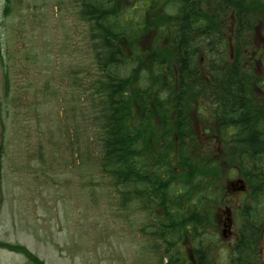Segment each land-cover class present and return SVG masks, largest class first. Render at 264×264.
Returning a JSON list of instances; mask_svg holds the SVG:
<instances>
[{"label":"rangeland","instance_id":"374dc122","mask_svg":"<svg viewBox=\"0 0 264 264\" xmlns=\"http://www.w3.org/2000/svg\"><path fill=\"white\" fill-rule=\"evenodd\" d=\"M51 1L13 0L6 12L0 0V242L12 246L0 248V264H190L191 250L200 249L210 264H226L233 252L211 231L165 241L136 198L140 185H115L100 167L97 143L78 136V115L90 100L84 68L92 25L73 0L60 14ZM137 2L127 10L135 22L122 23L128 35L147 23L148 5L144 16ZM132 68L112 73L131 80ZM101 101L97 95V113Z\"/></svg>","mask_w":264,"mask_h":264},{"label":"flooded vegetation","instance_id":"af4514ba","mask_svg":"<svg viewBox=\"0 0 264 264\" xmlns=\"http://www.w3.org/2000/svg\"><path fill=\"white\" fill-rule=\"evenodd\" d=\"M4 1L7 6L11 4L8 0ZM166 2L168 1L148 0L151 11L156 15L153 23L163 13ZM53 3L54 0L51 1V4ZM214 3L210 0L202 2L209 12L212 11L209 5ZM258 6L264 8V0L250 2L253 14ZM58 8L59 4L56 3L54 9L57 14ZM219 12L221 15L216 26H220L218 31L225 41L224 46L229 59L231 62L239 60L240 68L246 76V80L237 85H241L246 92L243 100L248 111L246 119L251 127L225 124V120L233 118L232 114H225L222 102H218V106L214 105L216 99L220 98L218 94L222 89L211 76L215 67L214 63H210L211 52L207 45L203 43L199 52L194 47L190 48V53L196 60H192L188 68L190 80L187 82H182L181 85V82L177 81L179 76L177 67L169 69L171 86L176 90L180 86L189 88L188 94L183 98H177L173 93L169 96H160L161 69L156 57V63L153 65L149 63L146 69L148 76H153V96L145 98L150 106L147 107L146 113L139 107L138 113L132 114L131 117L132 123L138 125V132L149 135L151 147L148 145V151L155 156L154 162L147 161L144 164L153 169V193L151 195L146 193L143 190L144 185L138 184L142 187L143 195L136 194V198L142 204L143 210L144 204H147L148 214L160 228L169 220L167 214L169 211L173 212L174 216L179 214L178 216L187 217L199 209L196 213L197 219L181 229L185 241L189 235H192L193 241L197 233L208 235L211 231L233 252L226 264H264V15L254 16L249 23L247 17H244L245 28L241 33L242 28L239 26L241 18L237 17L236 1L228 7H223ZM191 17L192 21H195L193 28L196 31L191 32L190 38L202 41L201 34L207 36L208 29L197 30V23L201 21L208 24V17L203 15L197 19L194 14ZM146 22H149L147 17ZM210 31L217 32V28ZM168 39V35L161 34L156 28L123 38L124 52L129 63L133 64L135 77H138L137 72L142 70L136 68L139 62L137 56L148 54L147 61L150 62L151 51L157 50L158 53L160 45L167 44ZM4 56L0 37V67ZM22 60H25V56ZM98 61L95 51H89L85 58L84 74L89 78L90 100L89 105L78 115L82 116L80 119L82 124H78V136H89L94 141L92 147H96L95 138L98 134L95 105L97 90L103 85L105 87L107 81L110 85L111 81L108 79L113 76L111 59L105 62L104 67ZM239 100L237 98L236 102ZM178 101L184 102V114L175 111L174 104ZM162 103L169 104L167 107L169 112H162L161 109H165ZM235 115L240 116L236 112ZM178 117L188 120L187 131L176 129ZM180 132L187 134L185 141L190 161L184 160L175 147L179 143ZM141 141L139 147L144 152L145 143ZM170 147H173V154H168V157H164L166 154H160L170 152ZM4 154L3 141H0V167ZM177 175L179 178L175 179L174 176ZM123 186L128 187V184ZM174 197L184 198L181 209H174L176 208ZM162 198L166 199L167 206L161 203ZM171 206L172 208H169ZM170 233L172 235L168 237H174L173 231L170 230ZM203 241L206 242L204 237ZM196 253L197 250H191L188 256L191 264L198 262Z\"/></svg>","mask_w":264,"mask_h":264},{"label":"trees","instance_id":"16d2710c","mask_svg":"<svg viewBox=\"0 0 264 264\" xmlns=\"http://www.w3.org/2000/svg\"><path fill=\"white\" fill-rule=\"evenodd\" d=\"M8 1L12 4L13 0ZM137 1L143 2L141 4L145 16L144 0H73V3L80 11L78 14L81 18L89 21L92 25L90 37L93 41V50L96 53V59L99 60L98 63L100 65L103 64V67L105 62L109 61V58L112 61V69L115 66L129 63L128 56L124 52L122 44L123 38L125 36L131 37L138 31L141 32L144 27L139 26V30L136 28V32L128 35L127 28H125L122 23L123 21L128 24L133 21L135 22V17H129L130 13H128L127 10L131 6L132 8L137 7V3H140ZM203 1L204 0H169L166 2L163 13L159 15L158 20H155L154 23L148 22L143 25L145 26V32L146 29L156 28L161 34L168 35V43L160 45L158 53L156 49L155 52L151 51L150 62L147 61L148 54L137 56L139 62L138 65L136 64V68L139 67V69H142L137 72L138 77L132 78L133 75L135 76L133 67V70L131 69L129 74L131 80L129 78H116L113 74L112 78L108 79L111 81V84L109 85L107 81L105 87L103 85L100 90H97V95H99L100 99L102 98L100 103L102 106L101 111L97 113L98 118H100V126L95 138L99 147L98 162L103 173L111 177L115 185L128 184V187H134L140 184L141 186L144 185L143 190H145L146 193H150V195L153 193V169L152 167L149 169L147 165H144L147 161H155L154 154L148 151V145L151 147L149 135H142L139 133L138 125L132 123L131 117L132 114L138 113L139 107L143 108V113H146L147 107L150 106L149 103L145 101V98L153 96V76H148L146 69L149 63L151 65L156 63V57H158L157 62L161 69V75L159 74L160 96H169L170 93H173V96L183 98L188 94L189 88H187V86H180L179 89L176 90L175 87L171 86L172 80L169 79V69L177 67L179 69L177 81L181 82V85L182 82H187L190 80L188 68L192 60H196L190 53V48L194 47L199 52L202 49L203 43L207 45L211 52L209 55L210 63H214L213 66L215 67L211 76L213 80L219 84L218 87L222 89L220 94H218L220 98L216 99L214 105H217L218 102H222L225 114H232L234 119L225 120V124H232L235 126L237 124L245 128L251 127L249 121L246 119L248 111H246L243 100L246 96V92L241 88V85H237V83L246 80V76H244V72L240 68L241 64L239 60L234 62L230 61L229 54L224 46L225 41L220 37L218 31L220 26H216V22L218 23L220 19L221 14L219 11L223 7H228L236 1L237 17L241 18L239 26L242 29L240 32L243 33V29L245 28L244 17H247L248 23L254 16L263 17L264 8L258 6L255 10V14H253L250 9V2L255 0H210L215 3L209 5V7L212 8V11L209 12L207 7L205 8V5L202 4ZM56 3L59 4L58 14H60L63 12L64 0H54V3L51 4L53 8ZM170 6L175 8L174 13L168 12ZM9 9V6H7L6 12L9 11ZM154 13L155 12L152 11V15L148 14V21L154 20V17H156ZM192 14H194V17L197 19L203 15L208 17V24L201 21L197 23V30L208 29L207 36L201 34L202 41H194L190 38L191 32L196 31L195 28H193V26H195V21L191 19ZM126 16H128V19H126ZM148 25H150V28L147 27ZM216 28L217 32L210 31V29ZM239 35L242 37L245 36L244 34ZM155 75H157L156 72ZM143 84H147V87L143 88ZM146 89H148V91H146ZM133 92L134 94H131ZM104 94L106 98H104ZM237 98L240 100L236 102ZM161 105H165V109H161L162 112H169L167 108L169 106L168 103H162ZM174 105L176 113H185L183 101H178ZM235 112L239 113L240 116H236ZM176 129L178 131H187L188 120L178 117V126ZM186 135L187 134L180 132L179 143L175 147L184 160L190 161L189 152L186 148ZM141 140L145 143L146 149L144 152H142L139 147V144L142 142ZM169 151L170 152L167 153L160 152V154H166L164 157H168V154H173V147H170ZM164 159L165 158H163V161ZM176 177L179 178V175L174 176L175 179ZM141 189L142 187L137 190L136 193L143 195ZM161 203L167 206L165 198H162ZM182 205L183 203L181 205L177 203L174 209H181L183 207ZM169 208H172V206ZM196 208L198 207L196 206ZM197 212H199V209L190 216L181 217L178 216L179 214L174 216L173 212L169 211V213L167 212L169 220L166 221V224H163L161 228L155 225L157 229H160L163 239L168 242L170 241L168 236L172 235L170 230L173 231V234L180 236L181 229L185 228L189 222H194L197 219ZM178 217L181 218L178 219ZM0 245L4 246L7 244L0 243ZM18 251L23 252V250ZM28 255L29 259H34L32 254L28 253ZM196 256L198 258L197 264H209L208 256L204 249L198 250ZM176 261L179 262L177 257ZM36 263L42 264L38 262V260Z\"/></svg>","mask_w":264,"mask_h":264}]
</instances>
